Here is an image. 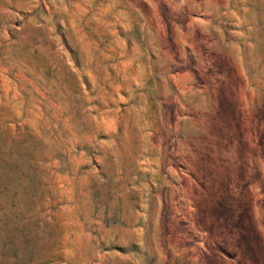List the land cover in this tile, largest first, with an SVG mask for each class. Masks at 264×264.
Masks as SVG:
<instances>
[{"label":"rangeland","instance_id":"1","mask_svg":"<svg viewBox=\"0 0 264 264\" xmlns=\"http://www.w3.org/2000/svg\"><path fill=\"white\" fill-rule=\"evenodd\" d=\"M0 264H264V0H0Z\"/></svg>","mask_w":264,"mask_h":264}]
</instances>
